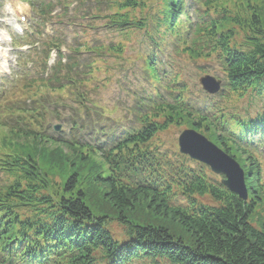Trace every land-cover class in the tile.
<instances>
[{
	"label": "trees",
	"instance_id": "1",
	"mask_svg": "<svg viewBox=\"0 0 264 264\" xmlns=\"http://www.w3.org/2000/svg\"><path fill=\"white\" fill-rule=\"evenodd\" d=\"M29 4L25 43L45 23L59 27L19 53L13 107L0 117V264H264V228L249 221L264 204V0ZM213 69L223 87L208 96L194 80ZM118 80L125 125L108 140L43 134L47 94L90 115L102 108L100 90ZM170 127L193 128L234 157L247 200L163 142ZM204 195L214 204L199 203Z\"/></svg>",
	"mask_w": 264,
	"mask_h": 264
},
{
	"label": "rangeland",
	"instance_id": "2",
	"mask_svg": "<svg viewBox=\"0 0 264 264\" xmlns=\"http://www.w3.org/2000/svg\"><path fill=\"white\" fill-rule=\"evenodd\" d=\"M150 1H154V0H150ZM3 2V7L0 8V30L3 31H7L8 35L11 36V33L14 34L15 30L14 28L16 27L17 23H18V19H17V15L20 12H23L26 8L25 3L22 2L21 0H2ZM23 26V25H22ZM21 26V27H22ZM0 49L6 53L8 55L7 58V65L8 68L5 70V72H8V75H4L1 74L0 77L2 76L3 79H0V85L2 84V87H5L7 85V82H5V79L8 78V83L9 80L12 76L11 71H12V66H13V58L11 55V51H10V44L9 42H7L4 38L1 39L0 41ZM133 51L128 52L127 55L129 58H133ZM212 67L214 68V65H212ZM212 75H216L219 77V74L214 71L210 72ZM189 78V77H187ZM4 82V83H3ZM197 82V81H196ZM5 89V88H4ZM102 92L101 94V100L99 101V104L107 109L102 111L103 113H112L111 114V118L114 119H121L124 115V108L123 106L118 105L119 107L116 108V104H115V97L118 95V91L119 89L116 88V84L114 83H110L108 84L106 87L102 88L100 90V92ZM49 98H47V100L44 102L45 107H50V111L54 108V112L51 111V113L45 114L46 118L43 120L44 122L41 123L42 126L45 127L44 132H47L52 138L57 137V134L60 135L61 138H65L68 140L69 136L74 134V131H72L70 129L71 127V122L70 120H61L58 121L57 118L55 117V114H59L60 117H66L70 115V113L72 112L73 109V113L75 111H77V109L75 108L74 105L70 104V101L68 100H59L57 102V104L52 103L51 101H48ZM48 101V102H47ZM11 103H7L4 104V106H0V117H2L4 114H6V112H2V110L4 109L5 111H9V109L11 108ZM46 111H48V109L44 108ZM96 113H94L93 117L95 118ZM6 124H13V120L11 121L10 119L5 120ZM86 123H84L81 127V129H79V131H90V129L92 128V134H97L99 135L98 132V125H92V123H88L85 127H83ZM55 125H59V130L56 131L58 133H54L52 126ZM102 125V123H101ZM12 126V125H10ZM47 128V129H46ZM182 128H177V127H170L169 129H167V131L161 136V139L163 142H165L169 147H173V149H175L177 151V136L178 133L180 132ZM215 177H217V179L219 180V176L217 175H213ZM51 177L53 178L52 180L56 181L57 178L54 177L53 175H51ZM5 180L7 178H5L4 174L2 172H0V182L2 180ZM10 179V177H9ZM198 199V202L201 204H207V205H211L214 204V201L211 200V198L207 195L204 196H196ZM250 223L252 224L253 227H255L256 229H263L264 228V204H262L260 207L256 208L254 211V214L250 217L249 219ZM169 228L171 229V225H168ZM109 228L111 230V232L113 233V235L115 237L120 238L122 236V230L121 228L114 222H112L109 225ZM172 231V230H171ZM174 233H177L176 230H174ZM178 236L181 237V234L178 233ZM186 236L182 235V238H185ZM145 262H149L152 264V262L150 260L144 259V261H142V264H144ZM157 263H159V261L156 260ZM161 263V262H160ZM133 264H139L138 262H134Z\"/></svg>",
	"mask_w": 264,
	"mask_h": 264
},
{
	"label": "water",
	"instance_id": "3",
	"mask_svg": "<svg viewBox=\"0 0 264 264\" xmlns=\"http://www.w3.org/2000/svg\"><path fill=\"white\" fill-rule=\"evenodd\" d=\"M199 83L205 91L213 94L219 90L221 81L204 75L199 78ZM177 142L182 154H187L191 159L207 165L214 174L223 175L221 183L240 199L246 200L243 171L232 157L191 129L182 130Z\"/></svg>",
	"mask_w": 264,
	"mask_h": 264
},
{
	"label": "bare ground",
	"instance_id": "4",
	"mask_svg": "<svg viewBox=\"0 0 264 264\" xmlns=\"http://www.w3.org/2000/svg\"><path fill=\"white\" fill-rule=\"evenodd\" d=\"M0 36H2L1 34H0ZM1 38V37H0ZM2 57H4V56H2Z\"/></svg>",
	"mask_w": 264,
	"mask_h": 264
}]
</instances>
